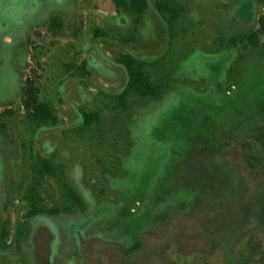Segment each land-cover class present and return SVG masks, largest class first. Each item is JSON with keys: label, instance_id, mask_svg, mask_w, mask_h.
<instances>
[{"label": "rangeland", "instance_id": "374dc122", "mask_svg": "<svg viewBox=\"0 0 264 264\" xmlns=\"http://www.w3.org/2000/svg\"><path fill=\"white\" fill-rule=\"evenodd\" d=\"M114 1L0 0V264H264V4L169 0V26ZM123 55L154 65L158 98L118 102ZM26 81L56 126L25 122ZM31 155L60 178L39 207L66 184L82 211L25 219Z\"/></svg>", "mask_w": 264, "mask_h": 264}, {"label": "trees", "instance_id": "16d2710c", "mask_svg": "<svg viewBox=\"0 0 264 264\" xmlns=\"http://www.w3.org/2000/svg\"><path fill=\"white\" fill-rule=\"evenodd\" d=\"M260 4H264V0H257ZM33 3L34 0H27V3ZM150 0H115L114 4L117 10H122L126 13H131L134 16L135 23L137 24L144 12L149 7ZM156 13L166 22L167 25L172 26L177 22L179 18V10H175L169 6V0H153ZM259 33L264 38V15L258 18ZM51 31L59 32L62 28V21L59 17H52L49 23ZM96 34L103 36L104 33L100 29H96ZM258 34L252 33L248 36L233 37L230 39V44H245L244 46L256 47L253 40L257 39ZM115 64L120 66L125 75V81L121 97L118 99L123 106L125 100L131 96H138L141 98H158L166 89L161 83L152 79L150 69L153 64L140 61L129 55L120 56ZM85 64L79 69L84 70ZM69 67H67V70ZM22 107L25 112V122L28 124L36 125L37 128H43L56 126V120L54 119V111L49 102L39 101L37 90L30 81H26V86L23 90ZM124 108V107H123ZM82 126L89 127L94 123H98L100 118L98 113L83 114ZM30 160L32 163L30 174L32 176L31 182L23 189L22 201L30 207V210L25 215L26 219L33 216H40L43 214H49L51 216H57L59 214H73L75 210L82 211L83 207L79 198L75 193L66 185H62V196L64 197L63 206L54 207L50 210H45L39 207L40 197L39 190L41 186V180L44 176L54 177L60 179L54 173L52 166V158L44 159L40 155H31ZM62 174V173H60ZM124 214H128L125 211ZM5 230L0 234V240L5 238Z\"/></svg>", "mask_w": 264, "mask_h": 264}, {"label": "flooded vegetation", "instance_id": "af4514ba", "mask_svg": "<svg viewBox=\"0 0 264 264\" xmlns=\"http://www.w3.org/2000/svg\"><path fill=\"white\" fill-rule=\"evenodd\" d=\"M25 217V216H24ZM34 217H36V216H34ZM26 219V218H25Z\"/></svg>", "mask_w": 264, "mask_h": 264}]
</instances>
